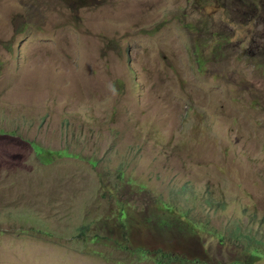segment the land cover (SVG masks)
<instances>
[{
	"label": "rangeland",
	"instance_id": "1",
	"mask_svg": "<svg viewBox=\"0 0 264 264\" xmlns=\"http://www.w3.org/2000/svg\"><path fill=\"white\" fill-rule=\"evenodd\" d=\"M0 129V264H157L77 240L116 192L134 237L161 199L223 259L264 219V0H0Z\"/></svg>",
	"mask_w": 264,
	"mask_h": 264
},
{
	"label": "trees",
	"instance_id": "2",
	"mask_svg": "<svg viewBox=\"0 0 264 264\" xmlns=\"http://www.w3.org/2000/svg\"><path fill=\"white\" fill-rule=\"evenodd\" d=\"M0 132H6V130L0 129ZM36 146L41 153L48 151L39 145ZM50 153L54 152L50 151ZM72 155L74 154L69 153L68 156ZM122 174L123 171L119 170L118 175ZM188 188L184 186L183 190L186 191ZM112 199L116 204L122 203L116 220L119 224L118 228L106 227L107 222H104L101 226L104 233L89 234L91 226L97 222L93 220L79 227L77 240L86 242L87 245L102 246L103 244L105 247L108 245L112 249L126 251L132 254V257L142 260L150 257L157 264H264V219H259L257 211L250 207L243 209L246 216L245 222H235L227 225L224 230L212 232V236L218 239L219 248L226 250L224 258L221 259L212 251L213 247L208 250L202 247L205 241L202 239L204 231L190 220L194 213L193 208L178 211L172 203L159 199L158 205L155 206L156 210L148 212L144 225L147 224L148 234H152L156 240L158 237L155 234L159 235L161 239L158 242L161 244L156 242L154 246H149L142 241L143 239H138L129 233V231L132 232L131 228L135 227V221L130 210L127 209L129 203L127 205L122 201L123 193H114ZM213 203L216 207L221 205L220 201L214 200ZM149 207L151 209L152 206ZM221 209L224 207L221 206ZM94 250L99 251L97 248Z\"/></svg>",
	"mask_w": 264,
	"mask_h": 264
}]
</instances>
